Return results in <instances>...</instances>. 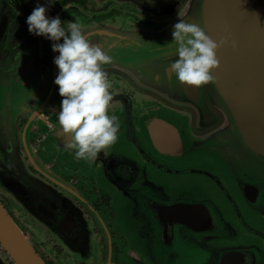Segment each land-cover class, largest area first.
<instances>
[{"label": "water", "instance_id": "water-1", "mask_svg": "<svg viewBox=\"0 0 264 264\" xmlns=\"http://www.w3.org/2000/svg\"><path fill=\"white\" fill-rule=\"evenodd\" d=\"M130 1L165 25L160 31L100 35L119 40L115 55L130 59L125 67H136L132 83L143 99L139 115L153 143L151 149L134 135L129 141L136 153L117 142L108 146L113 155L101 158L123 227L137 241L140 258L151 264H264V231L250 218L264 220V0ZM29 13L26 0H0V116L1 104L9 102L8 113L3 112L9 122H0V186L62 238H84L80 212L30 173L16 148L13 86L1 82L11 74L21 79L20 65L30 66L32 49L16 63L15 74L7 67V49L29 33ZM182 18L201 23L214 40L228 41L217 49L219 66L209 84L190 86L171 72L168 41ZM176 109L190 118H176ZM207 166L220 169L239 191L243 209L236 203L233 208L244 231L216 201L214 189L224 187ZM0 246L14 264H46L1 203Z\"/></svg>", "mask_w": 264, "mask_h": 264}, {"label": "flooded vegetation", "instance_id": "flooded-vegetation-1", "mask_svg": "<svg viewBox=\"0 0 264 264\" xmlns=\"http://www.w3.org/2000/svg\"><path fill=\"white\" fill-rule=\"evenodd\" d=\"M26 1L29 12L37 3H45V0ZM18 11L16 13L22 17L23 13ZM46 15L60 16L65 25L73 20L78 22L86 36L99 32L88 36L87 39L111 57L110 62L102 65V68L112 84L110 88L112 99L108 111L109 114L118 117L119 123L117 140L112 145L118 142L136 153L129 137L137 135L153 149V143L139 115L143 109L142 95L132 83V78L135 79L134 75L137 74L136 67H125L126 60L130 62V59L124 55H115L119 51L116 48L119 40L102 39L100 35L102 31H111L113 34L160 31L165 21L141 10L130 0H56ZM5 39L6 35L4 41ZM4 41L1 49L4 47ZM52 43L43 36L31 33L23 34L19 41L14 39L12 46L7 49L10 54L8 69L15 74L16 63L19 64L24 53L31 49L32 61L29 68L25 67V64L20 65L21 79L14 78L15 76L10 73L12 78L6 75L1 84L6 88L13 86L11 97L13 96L16 111L12 115L11 123L15 130L18 155L30 173L54 191L66 196L80 212L86 224L84 238L81 237L80 240L62 238L43 224L28 207L12 199L1 186L0 203L46 264H136V259L141 264H151L140 258L142 251L137 247V241L123 227L117 193L106 182L103 168H107V164L101 158L113 155L110 147L92 159L78 158L75 150L68 147L70 136L63 132L57 120L61 97L57 92L58 86L53 83L58 71L53 63V57L58 53L53 52ZM125 43L131 45L132 41L128 40ZM22 85L25 87L24 91L21 90ZM146 97L144 99L150 102L162 104L150 96ZM8 106V99L6 103L1 104L0 122L6 124L9 119L3 118V112L5 110L8 113ZM172 111L176 118H190V115L182 110ZM207 167L216 174L224 187V190L218 187L214 189L216 201L225 215L231 217L244 231L235 217L233 208V203L240 206L239 191L220 169ZM174 178L180 177L176 175ZM228 194L232 203L226 196ZM240 208L243 209V206ZM250 218L264 231L263 219L257 216ZM86 236L88 242H85ZM0 253L6 257L8 264H14L1 246Z\"/></svg>", "mask_w": 264, "mask_h": 264}, {"label": "clouds", "instance_id": "clouds-1", "mask_svg": "<svg viewBox=\"0 0 264 264\" xmlns=\"http://www.w3.org/2000/svg\"><path fill=\"white\" fill-rule=\"evenodd\" d=\"M56 0L37 3L26 17L28 32L52 41L57 74L53 83L61 97L57 120L70 136L68 147L78 158H95L117 140L118 117L109 114L112 87L102 65L111 57L92 44L76 21L62 22L60 16H48L47 10ZM225 37L211 38L199 22L179 19L172 26L171 72L187 85L200 87L214 81L213 69L219 66L217 49L227 43ZM236 47V41H231Z\"/></svg>", "mask_w": 264, "mask_h": 264}, {"label": "rangeland", "instance_id": "rangeland-1", "mask_svg": "<svg viewBox=\"0 0 264 264\" xmlns=\"http://www.w3.org/2000/svg\"><path fill=\"white\" fill-rule=\"evenodd\" d=\"M0 260H1L3 263H8V260L6 259V257L3 256L1 253H0Z\"/></svg>", "mask_w": 264, "mask_h": 264}]
</instances>
